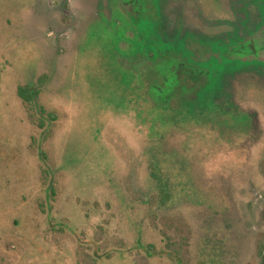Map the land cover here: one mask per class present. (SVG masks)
Returning a JSON list of instances; mask_svg holds the SVG:
<instances>
[{
	"label": "rangeland",
	"instance_id": "rangeland-1",
	"mask_svg": "<svg viewBox=\"0 0 264 264\" xmlns=\"http://www.w3.org/2000/svg\"><path fill=\"white\" fill-rule=\"evenodd\" d=\"M262 2L0 0V264H264Z\"/></svg>",
	"mask_w": 264,
	"mask_h": 264
},
{
	"label": "trees",
	"instance_id": "trees-1",
	"mask_svg": "<svg viewBox=\"0 0 264 264\" xmlns=\"http://www.w3.org/2000/svg\"><path fill=\"white\" fill-rule=\"evenodd\" d=\"M258 8L262 16V21L261 23H259L256 29L261 28L264 24V2L260 3ZM130 20L135 25V30L143 43V46L139 48L138 53L134 56L135 60H156L160 58V53L165 52L169 49L181 50V52H184L185 55L188 56V51L186 50L184 39H178L177 36L174 39V37L171 38L168 35H159L155 33L149 34L148 31H155L156 22L151 21L144 16H140L138 18L130 17ZM211 44L214 46L215 52L224 54L230 50V47L234 45V42H232L231 39H229L228 41L214 40V42L212 41ZM190 62H193L195 64L197 63L192 58L190 59ZM255 64L257 66L259 65L261 67H264V62L261 61H254V63H251L224 56H212L209 60L197 63L196 65L207 70V80L205 85L208 87L216 88L220 85V81H222V79L224 77H227V75H229L230 73H233L234 71L245 67L249 68L251 65ZM19 95L24 101L28 103L32 102L34 98L32 95L28 94V88L21 87L19 89ZM187 108L192 109V107L190 108L189 105Z\"/></svg>",
	"mask_w": 264,
	"mask_h": 264
}]
</instances>
